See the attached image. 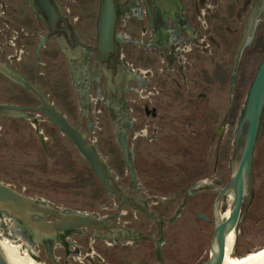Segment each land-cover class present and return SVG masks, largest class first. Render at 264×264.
Listing matches in <instances>:
<instances>
[{"label":"rangeland","instance_id":"rangeland-1","mask_svg":"<svg viewBox=\"0 0 264 264\" xmlns=\"http://www.w3.org/2000/svg\"><path fill=\"white\" fill-rule=\"evenodd\" d=\"M253 3L254 0H198L205 12L202 57L197 59V63L190 60L192 65L186 66L182 77L175 68L174 82L167 78L161 81L165 75L156 76L159 94L145 102L149 113L142 106L134 112L127 109L129 122L124 131L135 168L134 184L124 165L109 114L104 112L99 116V123L92 116L87 118L93 125H89L87 119L82 121L81 132L89 142H93L112 172L111 176L119 177L118 183L123 190L133 188V195L149 205L158 226L156 220L123 206L128 214L119 217V224L140 230L152 240H135L133 245L122 246L118 243L122 241L121 237L107 238L106 243L105 232L82 229V232L71 236L70 252L61 250L60 242L55 238L48 240L50 245L57 246L51 248V254L56 255L59 264H106L103 258L107 264H200L207 260L213 233L212 202L216 191L212 188H190L189 195L180 194L176 199H169L198 180L222 186L229 177V157L237 121L230 115V107L241 74L250 81L264 54H256L254 63L243 69L245 50L253 47L260 35L264 42L263 6L250 41L238 61L234 59L246 15ZM46 69L47 66L39 86L76 124L79 101L71 92L67 75L61 76L62 67L59 70L54 67L52 71ZM248 85L243 88L245 93ZM9 97L2 93L0 101ZM132 97L138 99L135 94ZM135 116L138 121L132 123ZM0 123L4 127L3 137H0V181L13 185L17 191L25 186L26 195L45 197L55 205L85 208L100 215L113 212L115 196L105 195L87 163L64 136L54 131V138L40 150L33 147L36 138L26 121L0 117ZM140 127H143V132L138 131ZM43 128L45 131L52 127L45 122ZM26 146L34 154L28 152L27 160L22 157V148ZM160 202L165 204L164 210ZM105 203L110 209H102ZM223 207L222 204L220 209ZM231 207L229 202L223 218L230 213ZM5 212V216L12 215ZM197 212L204 213L210 221L197 217ZM46 218L51 219V216ZM123 221L128 223L123 224ZM235 230L232 257L239 263L249 253L264 247V128L254 149L251 192L245 213ZM158 242L161 243L160 262L156 261L153 252L154 244ZM92 247L97 255L86 256ZM36 248L40 250L41 260L46 264H56L46 252L44 243H38ZM103 251L113 253V258L104 257Z\"/></svg>","mask_w":264,"mask_h":264},{"label":"flooded vegetation","instance_id":"flooded-vegetation-1","mask_svg":"<svg viewBox=\"0 0 264 264\" xmlns=\"http://www.w3.org/2000/svg\"><path fill=\"white\" fill-rule=\"evenodd\" d=\"M50 1L55 9L54 14L51 15L52 25L47 18L48 12H45L47 5L45 0H0V94L10 96L8 100L0 101V104L25 107L40 105L42 97L63 114L72 125L77 126L83 136L80 130L82 121L92 116L97 120L95 122L99 123V116H102L104 112H107L113 121L115 134L117 129H120L125 135L124 128L129 122L127 109L134 112L137 107L142 106L146 113L150 112L145 102L149 97L159 94V84L156 85L157 77L165 75L161 81L167 78L174 82L175 68L182 77L185 75L186 66L192 65L190 60L194 59L197 63V59L202 57L205 41L203 33L205 12L203 5L198 4V0H113L116 19L111 47L100 46L98 41L101 0ZM45 66L49 71H52L54 67L58 70L62 67L61 76L67 75L71 92L79 101V120L76 124L55 106L50 94L43 92L39 86V81L45 76ZM26 83H29L36 92L28 88ZM133 94L137 95L138 99H134ZM130 103L134 107H130ZM10 110L15 114H10L7 110L9 113H0V117L26 121L36 138L33 147L44 149L54 138V131L64 136L72 145L70 140L41 111L33 108ZM87 120L89 125L94 124ZM137 121L136 116L133 117L132 123ZM45 122H48L52 128L44 131ZM3 129L0 123V137H3ZM145 129L147 130L146 127ZM138 131L143 132V127H140ZM86 141L93 145V142L87 139ZM22 150L24 152L22 157L25 160L29 156L28 152L31 151V155H34L33 150L28 146ZM78 156L83 158L79 153ZM118 178L112 177L109 181L112 185L119 186L125 196L108 194L102 188L106 196H115L116 202L112 213L101 215L98 213L100 216L107 217L104 219V227L98 231L105 232L103 236L106 243H108L107 238L121 237L122 241L118 243L122 246L133 245L135 240H152L140 230L119 224V217L128 214V210H124L123 206L138 210L150 218L143 209L131 206L129 202L137 201L150 212L151 208L133 195V188L123 190L118 183ZM9 185L14 188L13 185ZM188 188H185L182 194L189 195ZM26 190L27 188L23 186L19 192L25 194ZM30 197L62 210L88 211L85 208L55 205L45 197ZM121 203L118 209L117 206ZM160 204L161 209L164 210L165 204L161 202ZM222 204L224 205L221 210L223 218V213L228 210V198H224ZM102 209L110 208L105 203ZM116 212L117 216H114ZM5 214L6 212L0 213V236L7 243H10L9 241L16 243L13 244L15 249L17 251L20 249L33 264H46L39 258L40 250L36 248L38 243H44L51 260L59 264L56 255L51 254V248L55 249L57 246L50 245L48 240L55 238L60 242L61 250L70 252V240L73 234L82 232V229L97 230L79 227L59 233H46L30 221L25 222L18 216L8 217ZM46 217L40 220L46 222L56 220L53 216L51 219ZM158 217L161 216L158 215ZM127 223L128 221H123V224ZM155 224L158 226L157 220ZM8 226L9 229H7ZM156 244L161 248L160 242L155 243L153 252ZM94 254L97 255V251L92 247L91 253L87 252L86 256L93 257ZM103 255L111 259L114 256L108 251H103ZM103 262L107 264L104 258Z\"/></svg>","mask_w":264,"mask_h":264},{"label":"water","instance_id":"water-1","mask_svg":"<svg viewBox=\"0 0 264 264\" xmlns=\"http://www.w3.org/2000/svg\"><path fill=\"white\" fill-rule=\"evenodd\" d=\"M45 2L47 3L45 12H48L47 18L52 25L51 15L54 14L55 9L50 0H45ZM255 2L256 0H254V3ZM251 9L252 8H250L246 15L243 31L235 48V62L238 61L244 47L247 45L244 40V35L249 22ZM115 19L116 10L114 8V1L101 0L100 17L98 20V41L100 46H112ZM26 86L36 92L29 83H26ZM41 101L40 105L26 107L14 104H0V113H9L7 110L20 108H33L41 111L48 120L70 140L77 152L87 162L101 187L108 194L124 197L125 194L119 186L110 183L109 179H112V177L108 166L99 155L97 149L92 144L88 143L84 136L79 132L78 127L72 125L63 114L53 108L52 105L42 97ZM263 128L264 55L256 67L238 113L232 140V152L229 157L228 179L222 186L213 183L212 181L209 183L198 184L200 182V180H198L191 185L187 191L189 193L190 188H212L216 191L212 204L213 233L211 237L210 254L207 260L200 264L223 263L227 236L239 225V222L245 213L252 185L254 149L262 135ZM116 140L119 144L122 159L128 171L129 178L135 182L136 174L131 159V148L129 147L125 135L120 129H117L116 131ZM182 193L183 190H179L169 199V201L176 199ZM229 193H232L233 195L231 211L225 218H222L219 210L220 203ZM122 203L117 206L118 209L121 207ZM129 204L143 209L152 220H156V215L152 214L148 209H145V207L137 201L134 203L129 202ZM0 209H3L2 211H9L12 215H17L22 221H35L37 224L41 223V225H44V220H40V218L44 219V217L48 215L53 216L56 220L48 223L46 222L47 225L44 226H47V228L57 233L79 227H90L99 230L104 227V219L107 218L105 216H100L98 212L62 210L49 206L42 201H38L15 190L3 181H0ZM114 216H117V212ZM197 217L203 218L206 221L209 220V218L201 212H197ZM154 253L156 261L160 262L161 248L157 244ZM0 264H9L1 247Z\"/></svg>","mask_w":264,"mask_h":264},{"label":"bare ground","instance_id":"bare-ground-1","mask_svg":"<svg viewBox=\"0 0 264 264\" xmlns=\"http://www.w3.org/2000/svg\"><path fill=\"white\" fill-rule=\"evenodd\" d=\"M263 6L264 5L262 4V0H256V2L251 7L252 9H251L250 18H249V22L247 24V28L245 30V35H244V40H245L246 44L251 39L252 33L254 31V28H255V23L257 21L258 15L260 14L261 10H263ZM9 112H10V114H15V112H13L11 110H9ZM203 183H209V182H205V181L200 180V182L198 184H203ZM224 198H228L229 202L232 205V203H233L232 193L227 194ZM223 199L220 203V207L222 205ZM2 210L3 209H0V213L5 212ZM219 210H220V215H221L222 214L221 209L219 208ZM14 217L16 218L17 215H14ZM30 222L34 225L39 226L43 230V232L54 233V231L47 228V226H44V225H47V223H48V222L46 223V221L43 222L44 225H41V223L37 224L35 221H30ZM235 229H233L227 236L225 256H224V260H223L222 264H262L264 262V253H263L264 247L261 249H258L256 251L254 250L253 253H249V255H247L245 258H243L242 261H240V263L232 257L234 250H235L234 249L235 240H236L235 239L236 238V230ZM9 242L10 243H7L0 236V247L2 249L3 254L7 258L9 264H33L22 252H20L19 250L17 251L15 249L13 244H16V243L11 242V241H9ZM259 255H261V256H259ZM257 256H259V257L256 258Z\"/></svg>","mask_w":264,"mask_h":264},{"label":"trees","instance_id":"trees-1","mask_svg":"<svg viewBox=\"0 0 264 264\" xmlns=\"http://www.w3.org/2000/svg\"><path fill=\"white\" fill-rule=\"evenodd\" d=\"M264 52V42L262 41L261 35L256 39L253 47L248 48L245 50V57L243 58V69L245 70L248 65L254 63L257 57L256 54L263 53ZM264 55V54H263ZM263 57V56H262ZM251 81V80H250ZM250 81H247V78L244 76V74H241L240 80L237 84L236 92L233 97V101L230 107V115L233 118H238V113L241 108V105L244 100L245 92L243 90L244 86L250 83Z\"/></svg>","mask_w":264,"mask_h":264}]
</instances>
